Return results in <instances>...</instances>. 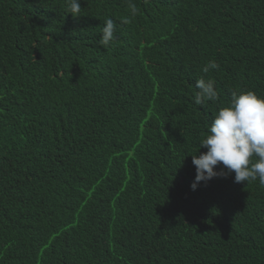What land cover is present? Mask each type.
<instances>
[{
    "label": "trees",
    "instance_id": "obj_1",
    "mask_svg": "<svg viewBox=\"0 0 264 264\" xmlns=\"http://www.w3.org/2000/svg\"><path fill=\"white\" fill-rule=\"evenodd\" d=\"M133 2L0 0V264H264V186L191 188L218 108L264 96V0Z\"/></svg>",
    "mask_w": 264,
    "mask_h": 264
},
{
    "label": "clouds",
    "instance_id": "obj_2",
    "mask_svg": "<svg viewBox=\"0 0 264 264\" xmlns=\"http://www.w3.org/2000/svg\"><path fill=\"white\" fill-rule=\"evenodd\" d=\"M131 17L137 15V5L133 0H126ZM67 15L74 19L81 17V0H66ZM116 24L106 18L101 30L99 44L108 47L116 40ZM215 61H209L202 72L208 74L218 70ZM194 103L219 100V91L214 79L201 76L196 80ZM206 149V152H200ZM199 153V155H197ZM195 166L193 191L200 182L205 184L213 178L226 177L234 173V183L250 184L259 181L264 186V96L253 90L232 92L226 106L218 108L211 123L206 125L198 144V151L191 155ZM217 167L220 171H216Z\"/></svg>",
    "mask_w": 264,
    "mask_h": 264
}]
</instances>
